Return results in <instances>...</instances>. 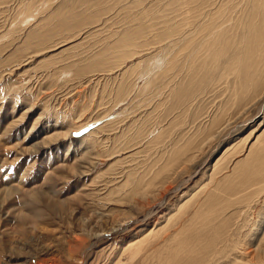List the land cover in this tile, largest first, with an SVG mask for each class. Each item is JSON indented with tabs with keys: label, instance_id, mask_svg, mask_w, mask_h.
Returning <instances> with one entry per match:
<instances>
[{
	"label": "rangeland",
	"instance_id": "374dc122",
	"mask_svg": "<svg viewBox=\"0 0 264 264\" xmlns=\"http://www.w3.org/2000/svg\"><path fill=\"white\" fill-rule=\"evenodd\" d=\"M207 4L0 0V264H264L254 216L264 192L251 201L256 187L233 190L249 147L251 169L264 143V86L240 88L245 99L232 107L234 77L207 87L199 78L203 94L174 98L179 81L197 88L182 69L137 94L142 67L166 43L178 48L180 34L152 43ZM140 28L148 48L145 31L131 58L110 56L125 30Z\"/></svg>",
	"mask_w": 264,
	"mask_h": 264
},
{
	"label": "bare ground",
	"instance_id": "6f19581e",
	"mask_svg": "<svg viewBox=\"0 0 264 264\" xmlns=\"http://www.w3.org/2000/svg\"><path fill=\"white\" fill-rule=\"evenodd\" d=\"M208 1L209 4H207L206 7H204V5H198V7L194 6L192 8L191 14H188L189 12L187 10L189 9H185L184 12L182 13L183 18L177 23V25L175 27L170 26L165 28L164 29L165 31L163 30V33L158 36L157 41L152 43V44L162 43L164 40L168 41L171 38L174 37L177 38V36L180 34V39H179L180 45L178 46V48L176 47L177 45H174L171 42L166 43L165 46L163 47V50H161L163 52L156 59L153 60L152 65L150 63L151 61L149 60L150 61L149 64L151 65L149 66L150 68L148 69V67L146 66L144 68L142 67V70L138 73L139 74L138 78H141L142 81H144L143 83L144 86L140 89L138 88L139 93L137 94L139 95H142L144 93L149 94L151 91H155L157 90V88H160V86H164V84H166L167 81L171 83L175 78L174 76H178L181 73L182 69H183L182 71L184 70L186 71L185 76L191 79L188 82L193 83L194 81H196L197 83L195 85L196 87L197 85L199 86L200 84V82H198V80H200L199 78H202V81L204 82L209 81L208 85H206L207 87L209 86V84L212 85L219 81H224L228 85L229 83L228 80L234 77L236 80V85L232 83V87H234L232 91L235 94V98L233 101H231L230 104L231 107L235 105L237 102H239L240 99H242V98L239 99L238 96L240 92L239 90L240 88L241 91L247 95L249 94V92L257 91V89H260L261 87L264 86V67L259 66L260 63H264V0H221L219 2L217 0H208ZM209 7L211 8L208 9V11H205V9ZM149 28H140L135 31L125 30L126 34L121 39L118 40V45L115 44L116 46L110 48L113 50V53L110 52L111 53L110 56L116 52L118 53L119 51H123L124 54L121 55L122 58L125 57L131 58L133 55L129 54L131 53V51L128 50V47L138 46L136 41L143 38L141 32L146 31L142 43V48L145 47L148 44L146 41V37L150 35ZM127 42H129L130 44L126 45ZM181 47L182 48L184 47L183 56L182 59L178 61L179 62L178 63L176 62L175 54L177 53L178 49H180ZM139 48L140 47H138V49ZM156 48H158V46ZM146 62L147 60L145 61V63ZM170 66L172 69V73H170L171 75L167 73V71L168 72L170 71ZM110 68L111 67H109V69ZM131 74L132 73H130V75ZM165 78L167 79V81ZM121 81L123 80L121 79ZM182 82L183 81H179V83L177 82L179 85L176 84L174 86L175 88L173 87L171 89L170 92L173 93L172 97L175 98V96H180V94H184L185 96L190 97L193 101L195 100L196 96H198V94H203L202 90L198 89V87L197 88L194 87L195 89H193L190 85L188 87L187 83L182 86ZM129 85L130 84H128L127 86ZM192 86H194V84ZM235 86H237L238 89H235L236 88ZM125 88H129V87H125ZM125 88L123 89L122 87V89L119 90L120 91L119 94H123V92L127 90V89L125 90ZM252 88L255 89L251 90ZM239 95L241 96L242 93ZM124 96L126 97V95ZM135 97L137 98V96ZM253 97H255V95ZM127 98H124V100L125 99L127 100ZM236 98H238L239 101H237L238 99ZM243 98L245 99V97ZM262 98H264V96ZM180 100H178V102ZM184 103H186V101ZM114 107L115 106H113V108ZM132 107L133 106H131V110L133 109ZM230 108H227V111ZM262 108L263 106L259 105L258 108L259 110H257L258 114L262 113L261 112ZM122 115H124V113ZM218 115L221 116L220 114ZM125 116L128 115H124L123 118H125ZM220 120H223L222 116ZM220 120L217 119V117L213 119L212 124L210 126V132L211 129L213 130L214 127H219ZM224 129H226V127L222 128V130ZM224 138L225 136L222 135L219 136L218 143L215 146L214 150L217 149L218 146H220ZM257 141L260 147L259 149H257L258 157L255 161L254 167L250 169L247 166L251 164L249 157L252 153L251 150L255 144L249 147L248 154L245 157L246 160L242 163V166L243 165L246 166L245 174H244L245 176L240 181L239 179L241 177L238 178V180H236V185L233 187V190H236L238 186L241 185V189L244 187L242 189L243 191L249 188L256 187V189L253 190L252 193H250L247 196L248 198H246L251 201H253L256 197H258L259 193L264 192V143L262 144L261 140H257ZM243 191H240L239 193H242ZM229 200L230 199L226 201L228 202L227 204L225 203L226 205L224 204V210L233 204V201H231L230 203ZM224 210L222 209V207H220V211L223 212ZM254 216H257L256 218H259L260 222L264 224L263 209L259 210V212H257V214ZM223 225H226V223L223 222ZM225 227L223 228V230L226 229ZM220 230L222 229L220 228L219 230L213 232V234L219 232ZM222 233L218 235H221Z\"/></svg>",
	"mask_w": 264,
	"mask_h": 264
}]
</instances>
